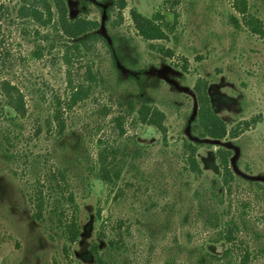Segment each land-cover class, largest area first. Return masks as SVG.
<instances>
[{"label":"rangeland","instance_id":"1","mask_svg":"<svg viewBox=\"0 0 264 264\" xmlns=\"http://www.w3.org/2000/svg\"><path fill=\"white\" fill-rule=\"evenodd\" d=\"M125 1L119 9L120 0H66L69 18L98 24L95 31L100 38L86 52L83 47L72 48L50 27L21 18L22 0H0V33L9 53L4 57L0 46V264H96L93 244L105 264H167L169 259L196 264L205 252L221 258L216 264H232L245 247L252 252L251 264H264L259 252L264 248V38L248 24H258L256 19L264 26V0H175L177 21L164 40L143 39L130 17L132 8L150 17L164 0ZM38 48L42 55L34 57ZM94 74L100 76L97 86L89 80ZM199 78L208 84L212 108L229 130L250 122L237 137H191L198 108L194 85ZM3 81L15 85L25 97L27 112L17 118L15 127L1 114ZM69 84L89 87V96L71 109H61L64 133L46 137L44 114L54 112L57 99L67 100ZM108 96L123 102V108L131 100L135 108L145 103L158 109L166 142L160 129L148 124L125 123L126 133L118 136L114 122L110 124L118 110L113 102L101 134L116 138L121 148L140 147V155L114 190L93 178L86 187L78 186L81 230L67 258L54 223L33 219L28 185L44 181L57 168L68 171L79 166L76 159L83 161L80 147L87 140L85 126L96 119ZM185 138L204 142L197 152L200 174L176 173L180 168L174 160ZM217 147L231 151L235 175L231 193L225 194L218 208L222 220L233 214L237 222L233 228L237 239L224 257L229 245L207 241L200 224H181L196 204L195 191L208 190L220 173ZM168 200L173 205L169 214L160 210ZM245 202L249 207L240 217ZM105 218L106 235L123 234L127 250L110 249L106 239L99 238ZM129 222L134 225L127 233L124 226ZM165 224L167 228L160 231ZM206 234L209 238L215 231L208 228Z\"/></svg>","mask_w":264,"mask_h":264},{"label":"trees","instance_id":"2","mask_svg":"<svg viewBox=\"0 0 264 264\" xmlns=\"http://www.w3.org/2000/svg\"><path fill=\"white\" fill-rule=\"evenodd\" d=\"M168 1H170V4H168ZM118 5L119 9H123L126 6V1L120 0ZM175 5V0H164L160 8L155 10L150 17L143 16L132 8L130 10V17L138 34L145 40L167 39L168 33H171L175 28L178 17V13L174 9ZM18 11L21 18L31 19L42 27H50L59 38L69 40L74 45L72 48H75L77 51L81 47L85 51L89 50L92 42L100 38V34L95 31L98 26L97 22L82 17H68L66 0H22ZM171 14L173 18H171ZM120 17L122 19V16ZM255 21L258 24H255L253 21L248 23L251 31L264 38V26L259 20L255 19ZM4 42L5 37L0 33V46L5 51L4 57H7L9 53L5 49ZM39 49L34 51V57H41L42 54ZM160 51H163L162 48H160ZM112 60L113 63L116 62L114 56ZM98 77L100 76L94 74L89 80L95 82L97 86V81L100 79ZM68 87L69 94L67 100L61 102L60 99H57V108L54 112H46L44 114L43 127L46 137H52L56 134L62 135L64 133V118L59 113L61 109H71L78 102L89 96V87L86 88L79 84L77 86L69 84ZM1 91L4 96L3 106L1 108L2 117L7 123L15 127L18 124L17 118L24 117L27 112L24 94L9 81H3L1 83ZM194 91L198 108L193 119L195 125L191 137L222 140L229 135L237 137L241 133V129L244 130L250 126L249 121H244L242 122V128L236 126L234 129L229 130L226 122L212 108L208 84L202 78L196 81ZM113 102L114 104L118 103V110L110 118V124L112 121L114 122V126L112 127L114 129L115 126L117 127L119 130L118 136L126 133L125 123L133 127L137 124H148L160 129L163 134V140L166 142L165 126L161 121L163 115L158 109L152 108L145 103L135 108L131 100L123 108V102H119L118 100L115 102L113 96H108L106 101L100 104L96 119L87 122L85 126V137H87V140L85 139V146L80 147L84 152L82 155L83 161L76 159L79 162V166L74 167L75 170L71 166L68 171L63 168H57L56 170L50 171L44 181L37 179L35 183L28 185L31 191V194L28 193V196L33 205V219L40 222L54 223V229L64 240V253L67 258L70 257L71 245L77 242L81 230L79 206L76 200L80 192L78 186L86 187L87 184H90V179L93 178L100 182L105 189L110 191L114 190L118 187L117 183L124 176L125 171L135 163L140 155V147H134L133 149L128 147L121 148L118 146L116 138L106 136L103 133L101 134L100 131L103 128H107L104 119L113 111ZM6 106L13 110V115L6 113ZM251 122H254V120ZM39 132L40 130L37 129L35 134H39ZM135 137L133 135L132 139H135ZM5 139L6 141L10 140L8 137H5ZM82 140L84 141V137H82ZM203 143L198 140L183 139L182 149L174 160V165L177 163L179 165L178 168H180L176 171L177 174H200L202 172L198 162L197 152ZM8 151L6 149V152ZM215 155L220 167V173L217 177L213 178L211 187L208 190L202 193L195 191L196 204L183 215L181 224L187 225L190 222L200 224L202 231L205 232L207 241L210 243L224 242L229 245L223 251L222 256L224 257L231 251V247L237 239V236L233 232V228H237V222H235L236 220L233 214H231L228 220H222L218 208L223 203L225 194L231 193V183L235 179V175L230 165L231 151L227 148L217 147L215 149ZM174 165L171 168L176 170ZM72 181L77 184L76 187L75 184H72ZM186 183L184 182V184ZM252 186L257 190L254 185ZM171 203L170 200L162 202L160 210L169 214L173 207ZM248 207L249 204L247 202L242 204V211L239 213L240 217L245 215V210ZM101 213L102 210L98 209L97 216H100ZM106 219L108 218H105V221L102 220L100 223L98 230L99 238L102 240L106 239V247L110 249L116 251L127 250L125 236L123 234L117 233L118 236L116 235L113 238L106 235ZM168 221L169 219L166 220V222ZM121 223L123 222L120 221ZM133 225V222L125 224L124 231L130 233ZM166 228L167 224L160 225V231ZM208 228H212L215 231V234L212 237L209 236V238L208 234H206V229ZM187 236L190 237L188 232ZM92 250L96 257V264H105L98 255L97 244H93ZM259 252L264 256V248L259 249ZM251 253L245 247L244 251L238 256V261L232 264H251ZM219 259L221 258L218 255L205 252L203 257L197 258L198 262L196 261V264H216L215 260ZM167 264H176V260L169 259Z\"/></svg>","mask_w":264,"mask_h":264}]
</instances>
